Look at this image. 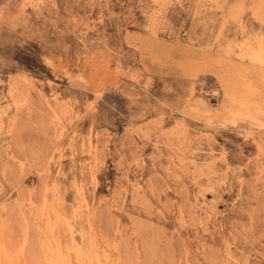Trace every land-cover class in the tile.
<instances>
[{"label":"rangeland","instance_id":"1","mask_svg":"<svg viewBox=\"0 0 264 264\" xmlns=\"http://www.w3.org/2000/svg\"><path fill=\"white\" fill-rule=\"evenodd\" d=\"M0 240L264 264V0H0Z\"/></svg>","mask_w":264,"mask_h":264},{"label":"bare ground","instance_id":"2","mask_svg":"<svg viewBox=\"0 0 264 264\" xmlns=\"http://www.w3.org/2000/svg\"><path fill=\"white\" fill-rule=\"evenodd\" d=\"M232 73V72H231ZM232 89V88H231ZM230 89V90H231ZM135 244V243H134ZM0 264L2 263V258L4 259L5 258V260L7 259V260H9V256H8V253L6 252V250H5V247L3 246V244H2V242H1V240H0ZM60 259V258H59ZM7 260L6 261H3L4 263L5 262H7ZM11 261V260H10ZM4 263H2V264H4ZM11 263V262H10ZM6 264V263H5ZM7 264H9V262H7ZM14 264V263H13ZM63 264V263H62Z\"/></svg>","mask_w":264,"mask_h":264}]
</instances>
